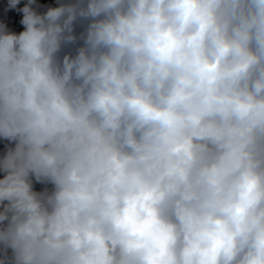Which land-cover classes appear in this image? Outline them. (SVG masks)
I'll return each mask as SVG.
<instances>
[{"label": "clouds", "instance_id": "1", "mask_svg": "<svg viewBox=\"0 0 264 264\" xmlns=\"http://www.w3.org/2000/svg\"><path fill=\"white\" fill-rule=\"evenodd\" d=\"M20 3L0 264H264V0Z\"/></svg>", "mask_w": 264, "mask_h": 264}, {"label": "rangeland", "instance_id": "2", "mask_svg": "<svg viewBox=\"0 0 264 264\" xmlns=\"http://www.w3.org/2000/svg\"><path fill=\"white\" fill-rule=\"evenodd\" d=\"M27 0H21L19 7H23ZM59 0H37V4L41 5V11L48 6H56ZM7 7V0H0V20H4L8 23L9 28L13 31L19 32L23 30V25L19 23L22 18V14L16 11L5 12L4 9ZM6 143L0 139V145Z\"/></svg>", "mask_w": 264, "mask_h": 264}, {"label": "trees", "instance_id": "3", "mask_svg": "<svg viewBox=\"0 0 264 264\" xmlns=\"http://www.w3.org/2000/svg\"><path fill=\"white\" fill-rule=\"evenodd\" d=\"M5 145H6V143L0 145V156H2L4 154V152H5V150H6L5 149ZM0 176H2V173H0ZM35 187H36L37 190H40L42 186L39 185V184H36Z\"/></svg>", "mask_w": 264, "mask_h": 264}]
</instances>
